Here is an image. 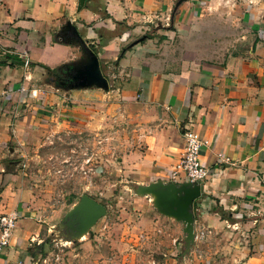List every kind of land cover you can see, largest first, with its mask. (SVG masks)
Instances as JSON below:
<instances>
[{
	"label": "crops",
	"instance_id": "crops-1",
	"mask_svg": "<svg viewBox=\"0 0 264 264\" xmlns=\"http://www.w3.org/2000/svg\"><path fill=\"white\" fill-rule=\"evenodd\" d=\"M176 1L84 0L78 6L77 0H0V153L10 154L8 143L23 133L28 138L66 126L107 132L114 123L115 132L126 137L114 183L127 190V185L171 183L167 176L177 163L181 134L195 131L209 142L200 154L209 176L192 206L190 255L202 263V254L210 252L202 249L218 245L215 249L230 252L226 258L235 264H264V0H241L230 9L227 19L240 22L249 45L221 61L212 51L182 49L169 39H182V26L194 13L202 21V4L233 3L187 0L172 13ZM166 22L174 30L171 36L155 29ZM150 29L153 39L131 45ZM122 48L127 50L118 58ZM6 55L21 64L4 63ZM90 55L106 89L79 87L72 80ZM39 65L57 70L56 75ZM33 90L35 96L29 95ZM4 167L0 164V214L16 211L19 219L0 264H46L52 254L40 244L51 227L44 230L45 220H37L32 189ZM145 199L118 195L115 214L121 220L105 222L103 232L117 228L119 240L101 244L104 251L94 254L95 264L122 263L123 255V261L155 264L142 248L166 253L175 246L170 226L181 235L183 226ZM214 207L228 219H220ZM55 260L61 261L59 255Z\"/></svg>",
	"mask_w": 264,
	"mask_h": 264
},
{
	"label": "rangeland",
	"instance_id": "rangeland-1",
	"mask_svg": "<svg viewBox=\"0 0 264 264\" xmlns=\"http://www.w3.org/2000/svg\"><path fill=\"white\" fill-rule=\"evenodd\" d=\"M210 1L214 0L206 2ZM229 1L234 6L216 1L211 6L202 4L203 9L200 12L202 21H197L198 14L194 13L192 20L182 26V39L174 36L169 39V43L172 46L179 45L182 49L185 47L188 50L201 49L203 53L212 51L214 59L218 61L228 55L243 52L249 45V41L243 39L244 29L236 19L234 21L227 19L232 15L230 9L235 8L241 0ZM165 24V28L157 24L155 29L165 31L171 36L174 30L169 28L168 22ZM154 31L150 29L145 34L153 39ZM115 131L116 126L111 123L107 132L77 131L66 126L60 127L56 132H34L28 138L23 133L21 140L8 143V147L12 149L10 154L0 153V164L5 165L2 170L21 178L22 185L32 189L35 201L33 203H36L33 207L40 214L37 220H45L41 223L44 230L51 227L50 235L44 237L46 250L52 254L46 264H56L57 255L61 259L57 263L61 264L98 262L94 254L100 255V251H104L101 244L104 242L108 244L110 240L115 242L119 240L121 232L119 229H110L108 235L103 232L105 222L111 223L113 220V223H119L121 220L118 216L116 218L117 214H115L120 210L116 204L118 194L127 192L137 198H146L145 200L153 204L150 194L137 192L135 187L129 185L127 190L125 188L122 190V185L114 183V165L116 159L124 152L122 141L126 138H123L122 132ZM82 196L91 197L102 204L105 213L82 234L77 235L66 214L78 206ZM165 218L181 224L173 217L165 216ZM170 227V239H174L175 246L172 245L168 252L161 250L154 253L145 248L140 250L144 251L145 255H150L155 264H235L230 258H226L231 255L230 252L224 253L215 249L220 247L218 245L210 249L208 247L202 249L203 252L208 250L210 252L202 254L201 260L204 262L201 263L200 258H195L189 253L193 242L186 249L183 240H180L182 236L184 239L185 235L175 233L172 225ZM141 229L146 234L149 231L147 226ZM84 243H86L85 248L81 247ZM125 252L132 254L133 251L125 250ZM89 256L92 258L88 260ZM106 257L108 258V254ZM123 259H125L124 255L122 263L118 260L117 264H142L140 260L136 263L134 258L129 261ZM143 264L148 263L145 260Z\"/></svg>",
	"mask_w": 264,
	"mask_h": 264
},
{
	"label": "water",
	"instance_id": "water-1",
	"mask_svg": "<svg viewBox=\"0 0 264 264\" xmlns=\"http://www.w3.org/2000/svg\"><path fill=\"white\" fill-rule=\"evenodd\" d=\"M84 0H77L78 6H82ZM187 0H177L172 8V13L178 6ZM144 36L132 42L135 45L142 41ZM89 62L74 72L72 80L79 87L96 85L102 89L107 88L105 79L98 69L96 58L93 55L88 57ZM137 192L148 193L155 196L153 206L158 213L164 216L173 217L183 225L182 233L185 235L183 246L188 249L193 242V211L192 206L195 200L200 197V187L197 184L182 183H161L155 182L146 186H136ZM105 213V207L88 196H82L78 206L66 214V218L72 224L75 234L80 235L87 230L98 218Z\"/></svg>",
	"mask_w": 264,
	"mask_h": 264
},
{
	"label": "built area",
	"instance_id": "built-area-1",
	"mask_svg": "<svg viewBox=\"0 0 264 264\" xmlns=\"http://www.w3.org/2000/svg\"><path fill=\"white\" fill-rule=\"evenodd\" d=\"M35 91L29 95L35 96ZM182 148L177 163L169 170L168 179L173 184L190 183L201 186L209 176V170L200 161L201 151L209 147V142L199 133L185 130L181 134ZM224 162L228 160L222 158ZM19 216L16 211L0 214V254L8 246ZM202 234H200L201 237Z\"/></svg>",
	"mask_w": 264,
	"mask_h": 264
},
{
	"label": "trees",
	"instance_id": "trees-1",
	"mask_svg": "<svg viewBox=\"0 0 264 264\" xmlns=\"http://www.w3.org/2000/svg\"><path fill=\"white\" fill-rule=\"evenodd\" d=\"M144 36H145V37H144L145 39H149V36H148L147 34H145ZM126 50H127V48H122V49L119 51L118 58H121V56L123 55V53H124ZM1 60H2L4 63H5V62H10V61H12V62H15V63L21 64V61H20L17 57H15V56H8V55H6V56H3V57L1 58ZM28 65H29V66H33V65H35V64H28ZM39 67L43 68L46 72L51 73V74H53V75H56V73H57V70H55V69L49 70L48 68H46V67H44V66H42V65H39ZM118 195H120V194H118ZM212 210H213L214 212L218 213L220 219H228L227 214H226L223 210L219 209L218 207H214V208H212ZM44 243H45V241H43L40 245L42 246Z\"/></svg>",
	"mask_w": 264,
	"mask_h": 264
},
{
	"label": "bare ground",
	"instance_id": "bare-ground-1",
	"mask_svg": "<svg viewBox=\"0 0 264 264\" xmlns=\"http://www.w3.org/2000/svg\"><path fill=\"white\" fill-rule=\"evenodd\" d=\"M151 199L154 201V199H155V196L151 195Z\"/></svg>",
	"mask_w": 264,
	"mask_h": 264
}]
</instances>
